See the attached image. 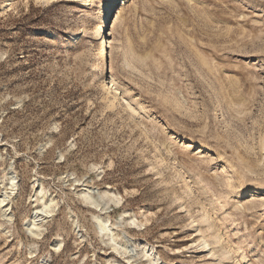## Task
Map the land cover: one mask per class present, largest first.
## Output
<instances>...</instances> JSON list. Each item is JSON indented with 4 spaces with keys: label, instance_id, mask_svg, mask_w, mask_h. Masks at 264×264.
Returning a JSON list of instances; mask_svg holds the SVG:
<instances>
[{
    "label": "rangeland",
    "instance_id": "374dc122",
    "mask_svg": "<svg viewBox=\"0 0 264 264\" xmlns=\"http://www.w3.org/2000/svg\"><path fill=\"white\" fill-rule=\"evenodd\" d=\"M102 1L0 0V264H264V0Z\"/></svg>",
    "mask_w": 264,
    "mask_h": 264
},
{
    "label": "bare ground",
    "instance_id": "6f19581e",
    "mask_svg": "<svg viewBox=\"0 0 264 264\" xmlns=\"http://www.w3.org/2000/svg\"><path fill=\"white\" fill-rule=\"evenodd\" d=\"M81 1H84V0H81ZM119 1L120 0H104L101 3V9H102V14H101V17H100L101 18V21L99 22V27H98L97 31L94 33V37H95L96 41L98 42V44H99L98 47L100 49H104L106 47V45H107V39H106V37H107V26H106V18H107V15L110 12L111 8L117 2H119ZM105 73H106V69H105V67H103L101 69V74L104 75ZM110 88H112L113 91L116 90L113 85H111ZM115 99H118V98H117L116 94H113V100L112 101H114ZM8 184H9V189L10 190L8 192L3 191L1 193V195H0V207L1 208H3L4 206H6L10 194L14 193V191H15V189L17 187V177H16V175H15V173L13 171H10L9 172ZM85 190L87 192L86 194L89 196L88 199L90 201H92L93 203H95L96 201H95V199L93 197H91V195H90L91 193L89 191V188L87 187ZM37 194L40 197L41 204L39 205V208H37V209L34 210L32 216H31V220L28 223L29 230H31V231L35 230L36 225H37V222H39L40 220H42V218H44V217H46L48 215H51L50 213L52 211H54V205H55L52 197H49L48 200H45L44 199L42 189L39 188V187H38ZM100 204H101V201H100ZM6 211H7V209L6 210H3V212H6ZM101 223H102L101 224V228L107 230L108 233L111 235V230H112L111 224L108 221H103ZM74 228L76 229L77 232L80 229V226L78 224L77 219L74 220ZM111 238H113L112 235H111ZM201 245L202 246H206L207 245V242H206L205 239H202ZM128 247H130V246H128ZM129 249H131V248H129Z\"/></svg>",
    "mask_w": 264,
    "mask_h": 264
}]
</instances>
